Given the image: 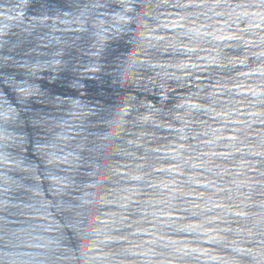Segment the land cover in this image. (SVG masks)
Here are the masks:
<instances>
[{"label":"clouds","instance_id":"1","mask_svg":"<svg viewBox=\"0 0 264 264\" xmlns=\"http://www.w3.org/2000/svg\"><path fill=\"white\" fill-rule=\"evenodd\" d=\"M114 3L118 9L104 21L112 41L107 50L117 53L113 75L133 90H157L160 105L145 102V112L125 121L127 112L139 111L135 97L111 98L115 107L99 115L110 114L103 122L113 131L86 136L76 145L78 155L52 202L67 229L64 243L80 242L79 264H187L185 257L190 264H264V0ZM125 52L127 60L120 63ZM125 125L152 130L133 132L136 139L127 140L121 135ZM160 130L168 132L170 143L150 147ZM130 146L145 149L141 163ZM160 174L167 178L159 179ZM131 181L139 182L136 195L148 196L137 200L135 223L151 227L116 235L130 227L126 205L132 197L125 185ZM177 207L183 212L172 218ZM184 218L198 219L196 239L231 255L194 254L166 242V233L191 228ZM142 232L152 238L135 240ZM112 241L125 246L112 250ZM8 256L0 249V262L7 264ZM60 260L45 256L39 264Z\"/></svg>","mask_w":264,"mask_h":264},{"label":"water","instance_id":"2","mask_svg":"<svg viewBox=\"0 0 264 264\" xmlns=\"http://www.w3.org/2000/svg\"><path fill=\"white\" fill-rule=\"evenodd\" d=\"M118 7L114 0H0V249L9 252L7 264H39L45 256L61 258L60 264H79L76 247L80 242L64 243L67 229L52 206L54 189L64 182L78 155L76 145L86 136L95 139L113 131L103 122L110 114L99 115L102 109L115 107L111 98L135 97L139 111L127 112L125 121L145 112V102L160 105L157 90H133L113 75L118 70L114 63L117 53L107 50L112 41L111 34H104V21ZM126 43L132 46L130 41ZM226 53L239 55L240 51L227 49ZM125 60L126 52L119 62ZM252 60L250 57V64ZM125 128L121 135L127 140L136 139L133 132L152 130L139 125ZM157 135L160 139L150 142V147L170 143L167 131ZM127 150L141 163L138 158L145 156L144 148L130 146ZM152 156L147 154L148 164L154 162ZM98 158L102 162V154ZM166 178L165 174L159 176ZM138 183L125 185L132 197L126 205L130 227L116 235L151 227L135 223L140 220L135 211L137 200L148 198L144 193L135 194ZM182 212L179 207L172 209V218ZM184 222L191 228L166 233V242L194 254L207 250L231 255L219 245L196 239L197 218H184ZM29 237L28 244L19 245L20 239ZM151 238L143 232L134 237L137 241ZM123 246V241H112L108 247L119 250ZM185 260L190 264L187 257Z\"/></svg>","mask_w":264,"mask_h":264}]
</instances>
